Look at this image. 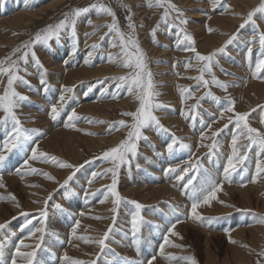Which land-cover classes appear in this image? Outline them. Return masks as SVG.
<instances>
[{
  "label": "rangeland",
  "instance_id": "1",
  "mask_svg": "<svg viewBox=\"0 0 264 264\" xmlns=\"http://www.w3.org/2000/svg\"><path fill=\"white\" fill-rule=\"evenodd\" d=\"M48 1L50 0H0V19L2 15L6 19L9 18L8 21L5 20L0 24V59L9 56L15 48L30 40L46 26L58 23L65 13H70L76 8H90L94 3H104L112 8L121 29L127 32L126 17L129 15V10L123 5H130L132 19L137 26L136 33L139 42L148 56L149 68L153 73L157 91L161 94L158 99L166 105L155 112L166 131L155 128L145 129L143 135L148 139L138 141L137 155L129 156L130 165H121L117 187L123 200L118 207V212L113 213V197L107 191V186L112 183V174L105 173L106 169L112 167V163L103 159L102 153L126 139L130 129L119 127V130H116L113 125L120 120H125L130 124L131 117L123 116L121 113L135 111L138 101L134 99L133 95L128 94L125 88H117V81L111 79L129 71L127 68L118 66L119 60L108 61L109 53L119 52L118 47H111L112 34L109 33L107 27H103V25L111 23L112 17L98 15L95 10H90L77 18L75 39L72 38L70 29H64L58 39L53 38L47 45H36L34 51L43 67L37 66L30 54L26 64L20 63V68L26 69V71H21L19 74L30 82L31 87L20 83H17L15 87L18 92L29 97L16 109L23 127L38 131L30 133L31 140L22 143L11 153H5L7 159L3 164L2 180L5 187L0 188V194L5 197L14 194L17 200L13 201L7 198L0 200V204L4 206L2 215L6 216L0 219V223L10 221L5 229L0 230L2 251L15 250L22 239L25 244L35 245L38 243L35 237H29V232L42 226L39 210L44 208V202L48 200V218L46 224L43 225L45 233L43 242L37 249L36 260L38 264L62 263L63 259L53 254H64L67 247V251L70 249L73 243L72 228L77 220H81L80 216H76V212L81 214L82 208H85L84 205L91 199L87 209L90 210L88 215L93 217V220L85 221L81 225L82 233L77 234L79 239L76 243L81 245L82 241L86 240L89 248L97 246L91 245L92 242L82 239V237L94 240L101 237L111 226L112 231L106 241L108 247L103 253L100 252L99 247L98 254L96 253L97 257L99 256V259L95 258L97 264H132L133 261H146L151 255L158 252V246L163 242L166 230L173 223L177 225V221L179 224L183 223L174 230L179 235H171L169 239L172 244L182 247L166 245V256L172 254L173 258L157 255L156 264H190L189 257H194L197 264H257L258 261L260 264H264V257L260 256L261 251H264V223L257 222L258 216L256 215H264V183L261 184L264 173L258 176L256 186L250 190L252 202L250 207H245L242 199L238 197L239 192L228 188L237 183L248 186V180L256 179V162L264 160V153L259 151L258 146L253 145L249 149L246 147L247 140L242 136L238 139L237 149L246 158L242 162L236 163V171L231 173V181H224L225 185L222 186V191L217 194L218 200L213 201L211 206L200 207L199 211L205 217L213 218L209 222L193 219L192 225L186 224L189 214L184 209L183 203L175 202L177 197L174 189H177L187 204L192 203L191 197L186 194L183 187L187 177L185 180H177L176 174H172L173 178L171 179L166 177L168 174L166 169L171 166L168 165L170 160L177 161L171 167L183 168L189 161L195 162L199 158L203 169H206L208 174L217 180L223 179L227 161L232 156V137L240 135L234 123H230L227 119L233 113H225V118L220 119V109L227 106L229 95L235 100V110L249 112V124L264 132V123H262L264 120V98L262 96L264 94V78H254L252 75L255 62L261 58L260 52H258L259 44L253 46L250 59L246 52V48L249 46L248 41L255 33V26L249 23L240 28V25L244 23L243 17H246L249 11L257 7L260 1L255 7L241 15L242 21L239 24L236 23L231 32L228 30L230 22L226 25L224 21H216L217 18L222 19L225 15L230 16L229 11L235 10L236 6L232 4L231 0H216L215 8L213 0H172L184 11L188 23L179 25L178 21L170 20L169 24L178 25L171 29L168 25L159 23L164 9L148 7L149 0H61L53 8L45 7L40 15L25 14L22 20L28 19L27 25L17 26L16 23L10 21L18 12L16 8L21 9L20 4L25 2V7L28 10H37ZM228 5H231V8H228ZM172 15L176 14L172 13ZM197 15H203V17L199 18ZM232 16L235 18L239 15L232 14ZM89 20L93 23L89 24ZM158 23L159 27L153 38L151 30ZM256 23L259 25V29L264 31V19H260L259 15L256 17ZM180 27H184L194 37L197 51L205 55L217 49L214 48L218 41L217 38L227 33L228 40L231 35L238 33L237 38L227 46L225 53L216 57L219 63L213 64V71L220 80L234 82L227 92L211 84L208 88L203 84L197 87L198 81L189 79V77L200 75L203 62H198L193 52L184 50V47L188 46L187 41L177 46L178 41L183 38L179 33ZM209 28L214 31L209 32ZM154 39L158 43H154ZM94 44L97 47L93 48ZM23 51L26 49L16 53L13 59L21 56ZM52 60L53 69L49 65ZM188 63H191L192 67H186ZM106 64L112 68L110 73L87 80L78 79L82 74L81 70L84 69L86 74L99 65ZM60 67L63 71L59 70ZM54 73L60 76L58 85L54 83L53 75L51 77L48 75ZM42 75L47 81L46 86L40 83ZM261 77H264V72L261 73ZM7 79L6 75L0 79V93L7 86ZM205 79L211 80V75L205 73ZM60 84L61 89L59 88ZM64 86L73 88V91L67 94L71 99L68 100L60 116L53 121L50 118V108L53 104H58L60 95L64 94L62 90ZM178 86L190 87L194 92V97L182 102ZM209 89L215 96L221 98L219 103L215 102L212 97L205 96ZM200 97H204V99L200 100ZM198 100L200 104L197 109L199 116L193 121L191 115H195V113H189L187 116L184 113H188L190 107ZM86 101L96 102V108L89 112L81 109ZM27 105L36 108L37 116L33 113L27 114L29 113L28 109H25ZM72 109L76 110L81 119L73 122L75 127L69 128L65 125ZM3 115V112H0V117ZM174 116L178 117V121L168 119V117ZM97 121H107V123H98ZM179 122L181 127H179ZM225 124L228 125L227 128L224 127ZM218 129H222V131L218 136L212 137V133ZM10 130L11 124L0 126L1 143L6 139V133ZM117 133L121 135L119 140L115 138ZM183 133H187L189 136L185 134L186 137ZM202 134L211 137V139L201 140ZM174 137L182 139L184 143L190 145V148H182L177 143L174 145L173 152L169 153L166 144L172 142ZM156 138L159 142L155 141ZM213 140L218 142L214 154L210 153L208 147L202 146L211 145ZM37 143L39 144L38 151L48 153L50 156L54 155L73 165H83V167H80L68 184L63 187L61 185L75 169L60 168L52 163L36 160L31 163L33 167L41 170L40 172L29 173V175L17 173L16 169L22 165L24 159L31 155V148L35 147ZM24 147L27 148L26 154L22 153ZM253 153L256 158L252 176L251 172L246 171V165ZM222 158L224 160L221 162ZM156 171H160L162 176L156 174ZM43 172L50 173L55 177V180L48 179L42 174ZM94 172L100 175L93 178ZM7 175L9 176L7 177ZM28 178H32L33 182L29 184ZM203 179V174L197 177L199 183H203ZM169 180H172V185L169 184ZM45 181H49L51 184L44 185ZM162 183L167 184V192L158 197L155 192L141 188L142 186H159ZM28 184L32 186L29 187ZM49 195H51V199H48ZM130 201H137L144 205V208L141 209L143 222L138 238L132 235L130 220L131 214L135 211V205ZM219 201L225 203L221 204ZM17 203L19 207L16 206ZM56 204L62 207L58 209L55 207ZM153 209L158 210L160 223L147 218V214L155 212ZM239 209H250L251 211H238ZM22 212L29 213V216L21 215ZM114 215L115 222L112 219ZM95 217L102 218L96 219ZM28 220H31L32 223L24 227ZM107 221H109L108 224H106ZM122 222H125V226L122 225ZM237 228H244V234L239 236L235 233ZM225 229H230L231 238L241 239L243 245L238 244L236 249L230 242L229 233ZM111 240H115L117 244L111 245ZM70 252L82 258L85 256V253L79 254L78 250L74 248ZM89 253H87V257L91 258ZM82 258L78 259L83 260ZM0 264H10V260H7V257L3 255L0 258Z\"/></svg>",
  "mask_w": 264,
  "mask_h": 264
},
{
  "label": "snow or ice",
  "instance_id": "2",
  "mask_svg": "<svg viewBox=\"0 0 264 264\" xmlns=\"http://www.w3.org/2000/svg\"><path fill=\"white\" fill-rule=\"evenodd\" d=\"M148 7H160L163 8V14L159 23H164L169 26V29L172 27H177L176 24H169L170 20L178 21L179 25H187L188 21L185 17L184 11L181 10L172 0H149ZM217 6L216 0H213V7ZM123 7L129 10V15L126 17L128 24V31L125 32L121 29L118 18L116 17L115 12L112 8L107 6L104 3H94L90 6V8H76L73 9L70 13H65L64 17L54 25H48L44 29L38 31L34 37L30 40L25 41L22 45L18 46L13 50V52L5 57L4 59H0V79L3 76H7V86L4 91L0 93V112H3V116L0 117V126H7L11 124L10 132L6 133V139L0 143V188L5 187L2 183L3 180V164L7 159L5 153H11L14 149H17L21 146L22 143L31 140L32 136L30 133L36 132V129H26L23 127L16 109L20 106L22 102H25L29 99L26 95L18 92L16 90L15 85L17 83L23 84L25 86L31 87L30 82L27 81L24 76L20 75L21 71H26V69L20 68V63H27L28 57L31 56L34 59V62L37 66L43 67L39 58L36 56L34 48L38 44L47 45L53 38H59L60 33L64 29L71 30L72 38H76V21L77 18L80 17L83 13H86L90 10H95L98 15H109L112 17V21L109 24L103 25V27H107L109 29V33L112 34L111 47L119 48L118 53H109L108 61L115 62L119 60V67L127 68L129 71L124 75H118L112 77L117 81V88H125L127 93L133 95L134 99L138 101V107L135 111H127L121 113L123 116L131 117V123L129 124L125 120H120L115 122L113 127L116 130H119V127H128L130 130L127 133V137L124 140H121L117 145L111 147L102 153V158L106 161H110L112 163V167L105 170V173L110 172L112 174V183L107 186L108 193L113 197L114 207L112 209L113 213L118 212V207L123 200V197L120 195L118 191V173L121 165L129 164L131 161L129 160V156L135 157L137 155L138 150V141L141 139L147 140L148 137L143 135L145 129L155 128L157 130H165L164 126L160 122V118L155 114V112L159 109L166 107L162 102L159 101L158 97L161 95L157 91L156 82L153 78V73L149 68L148 64V56L146 52L141 47L139 42L137 33H136V24L133 22L130 5H123ZM231 8V5L227 6ZM172 13L176 15L173 16ZM239 15L237 13H234ZM259 15L260 19H264V0H260V4L249 11L246 17H243L244 23L240 25V28L245 27V25L251 23L255 26V33L251 36L248 41L249 46L246 48L247 56L249 59L252 57L253 46L257 43L259 44L258 51L261 54V58H259L254 65V70L252 75L254 78H264L261 77V73L264 72V31L259 29V25L256 23V17ZM89 24L93 23L91 20L88 21ZM159 23L156 27H153L151 30V35L153 38L156 35L157 29L159 27ZM100 27V26H97ZM209 32L214 31V29L209 28ZM179 33L182 34V40L178 41V45L182 44L184 41L188 42V46L184 47L185 51H191L195 54V59L198 62H203V67L200 68V75L197 77H189V79H195L198 81L197 87L200 84H203L204 87L208 88L209 85H215L225 92L228 91V88L233 85L234 82L223 81L220 80L213 71V64H218L219 61L216 57L220 54L225 53L226 48L229 44H231L236 38L237 34H233L229 37V39L225 42L223 46L215 49L213 52L208 54H201L197 51L195 47L194 37L189 34L184 27L179 28ZM94 34V33H93ZM154 43H158L155 39ZM93 48L97 47V45H92ZM22 49H26L23 51L22 55L13 59V56H16V53H20ZM91 55V54H89ZM186 67H192L191 63H188ZM223 70V69H222ZM46 73V70H45ZM205 73L211 75V80L205 79ZM228 74V73H226ZM41 85H47V81L44 78V75L40 78ZM180 95L182 97V102L187 99L194 97V92L190 87L186 86H178ZM47 88L45 87V91ZM73 88L68 86L63 87V93L59 97L58 104H53L50 108V118L55 121L61 114V111L67 104L68 100L71 97L67 96L68 93H71ZM115 96V94H113ZM205 96L212 97L213 100L217 103L220 102L221 98L214 95L209 89L208 92L205 93ZM200 100L204 99V97H200ZM200 107L199 100L196 104H193L188 113H184L186 116L189 113H195V115H191V119L193 121L199 116V112L197 109ZM233 113V115L228 116L227 119L230 123H234L235 128L237 129L240 135H233L232 137V156L227 161V167L224 169V177L222 180H217L207 173L206 169H203V165L200 163L199 158L195 162L189 161L186 167L178 168V167H168L166 169L167 173L176 174L175 178L177 180H187L184 184V189L186 194L190 195L192 203L189 209V215L192 219L200 222H209L211 217H205L200 211V207L207 205L211 206L213 201L218 200V193L222 191V186L224 181H231V173L236 171V163L242 162L246 156L241 155L237 149V141L241 138V136L248 141L246 145L247 148H251L253 145L258 146L259 151L264 153V132H261L259 129L252 127L248 122V117L250 116L249 112H238L235 110V100L231 98L229 95L227 97V106L222 107L220 109V119L225 118V113ZM81 119L75 109H72L71 113L67 117L66 127L73 128L75 127L74 121ZM91 122V119H89ZM98 123H107V121H97ZM264 123V120H262ZM210 127V126H209ZM225 128L228 127L227 124L224 125ZM222 129H218L216 132L212 133V137L218 136L219 132ZM90 135H94L95 133H88ZM211 139V137H206L202 134L201 140ZM179 143L182 148H190V145L183 142L182 139L174 137L172 142L166 144L167 151L172 153L174 150V145ZM208 147L210 149V153L214 154V150L218 147V142L213 140L211 145H202ZM39 144L37 143L35 147L31 148V155L23 160L21 168H17V173L20 174H35L40 172L41 170L32 166V161L42 160L45 163H52L60 168H72L75 169L73 173L63 182V185H67L68 182L75 175V172L79 170L83 165L77 166L73 165L67 161L61 160L59 157L50 156L48 153L38 151ZM23 169V171H22ZM203 170V172H202ZM261 173H264V160L258 161L256 164V175L259 176ZM48 179L55 180V177L50 173L43 172ZM203 174V183H199L197 181V177ZM100 175L99 173H93L92 177ZM250 182L255 183L256 180L253 179ZM91 180L89 181V184ZM35 186V185H33ZM87 195V193H86ZM11 199L16 201L17 198L14 194H9L8 197H5L3 194H0V200ZM51 199V195L49 198ZM221 204H224V201H219ZM130 203L135 205V211L131 214V230L133 237H137L141 230V223L143 222V216L141 215V209L144 208V205L140 204L137 201H130ZM48 200L44 202V208L39 210V215L41 217V227H37L34 230L29 232V237H35L38 241L35 245L25 244L24 240H20L19 244L15 248V255L11 258V264H17L18 259L22 262V264H38L36 260V252L37 249L40 248L41 243L43 242L45 227L43 225L46 224L48 218L47 211ZM19 207V204L16 205ZM228 207H235L234 205H227ZM56 208H61L62 206L59 204L55 205ZM175 210V209H174ZM238 211L250 212V209H239ZM21 215L27 217L29 213L22 212ZM83 215V213H81ZM258 216L259 223H264V215L256 214ZM96 219H101L102 217H95ZM115 215L112 217L113 222H115ZM15 219V217H13ZM179 221H177L178 223ZM10 221H6L4 223H0V230H3L7 227ZM32 221L28 220L24 227L27 224H31ZM80 226V221L77 220L75 222L74 227L72 228V235L76 236V230ZM176 224L173 223L166 230V234L163 236V242L158 246V252L150 256L146 261H133L132 264H154L157 259V255L166 258H173L172 254H165V246L172 244V241L169 239L171 235H179L175 230ZM112 231V227L110 226L108 231L104 232L103 235L99 238L92 240L91 238H83L87 239L89 242H93L99 245L100 252L103 253L104 250L108 247L106 241L109 238V233ZM226 232L229 233V240L231 243H236L235 240L231 238V230L225 229ZM39 234V235H37ZM175 247H182L180 245H174ZM21 248H31V251H21ZM3 244L0 243V258L3 257ZM261 257H264V251L260 253ZM99 259V256L97 257ZM190 264H197V261L194 257H189ZM64 264H97L96 260L92 261H83L79 259H74L68 256L67 253H64L63 256ZM257 264H260L258 261Z\"/></svg>",
  "mask_w": 264,
  "mask_h": 264
},
{
  "label": "bare ground",
  "instance_id": "3",
  "mask_svg": "<svg viewBox=\"0 0 264 264\" xmlns=\"http://www.w3.org/2000/svg\"><path fill=\"white\" fill-rule=\"evenodd\" d=\"M61 0H50V1H48V3H46L45 5H43V6H41V7H38L37 8V10H28L27 9V7H25V2L23 3V4H20V6H21V9H19V7L18 8H16V10H18V12L16 13V15L15 16H13L12 17V19L10 20L12 23H16L17 24V26H19V25H24V24H26V23H28L29 22V20L28 19H24V20H22L23 18L22 17H24V15L25 14H28V13H31L32 14V16H34V14H39L40 15V12H43L44 10H45V7H47V8H53V7H55V5L58 3V2H60ZM258 1H260V0H231V2H232V4H234L236 7L234 8L235 10H231V11H229V13H230V16H224L222 19L221 18H217L216 19V21H224L225 22V24L227 25L229 22V26H230V28L228 29L229 30V32H231L232 31V28L234 27V25L237 23V24H239L241 21H242V18H241V15H243V14H245L246 12H248L250 9H252L253 7H255L256 6V4H257V2ZM59 4V3H58ZM13 6V5H12ZM28 7L29 8H31L29 5H28ZM234 13H237V14H239V16H237V17H235V18H233V16H232V14H234ZM197 17H199V18H202L203 17V15H197ZM104 19V18H103ZM230 19H231V21H230ZM5 20L6 21H8L9 20V18H7L6 19V17H4L3 15L1 16V19H0V24L1 23H3V22H5ZM233 21V22H232ZM232 22V23H231ZM27 25V24H26ZM224 27V26H223ZM248 33V32H247ZM200 36V35H199ZM211 37V36H210ZM227 38H228V34L226 33V35H223V36H221V37H219V38H217V43L214 45V48H219L226 40H227ZM213 43V42H212ZM234 53H235V51H233ZM237 52V51H236ZM259 52V51H258ZM236 54V53H235ZM261 55V54H260ZM53 62V60L52 61H50V68L51 69H53V66H54V64L52 63ZM64 64H66L65 62H64ZM112 65V64H111ZM58 69L56 68V71H57ZM59 70H61V71H63V69L60 67L59 68ZM111 70H112V68H111V66L110 65H99V67H97V68H95V69H92L90 72H88V73H84V69L83 70H81L82 71V74H80V76L78 77V79L79 80H82V79H84V80H87L88 78H96L97 76H103V75H105L106 73H110L111 72ZM55 71V72H56ZM167 71V70H166ZM114 72V71H113ZM50 77H51V75H53V77H54V79H53V81H54V83L56 84V85H58L59 84V80H60V76H58V75H56L55 73L54 74H48ZM108 75V74H107ZM239 76V75H238ZM45 77H46V75H45ZM237 81H239V80H237ZM253 84V83H252ZM251 84V85H252ZM255 84H258V83H255ZM59 88L61 89V84H60V86H59ZM63 90V89H62ZM264 91V90H263ZM59 92H60V90H59ZM99 93H100V91H99ZM263 96V98H264V94L262 95ZM85 101V100H84ZM59 102V101H58ZM97 103H99V102H97ZM84 105L82 106V108L81 109H85L87 112H89V111H91L92 109H94V108H96L95 107V105H96V102H94L93 101V103L92 102H89V101H86L85 103H83ZM262 106V105H261ZM30 107H32V108H30ZM28 110H27V109ZM25 109L27 110V112H29V113H27V114H30V113H33V114H35V112H36V108H34V106H30V105H27L26 107H25ZM80 109V108H79ZM36 116H37V114H35ZM168 119H171V120H173V121H178V117L177 116H174V117H168ZM179 127H181V124H180V122H179ZM183 131V130H182ZM189 131V130H188ZM184 132V131H183ZM184 134V133H183ZM185 134H187V133H185ZM184 134V135H185ZM190 134V133H189ZM188 135V134H187ZM186 136V135H185ZM189 136V135H188ZM187 137V136H186ZM115 138L117 139V140H119L120 138H121V135L119 134V133H117V135L115 136ZM190 138H191V136H190ZM154 140V139H153ZM1 141V140H0ZM155 141L156 142H159L158 141V138H156L155 139ZM154 141V142H155ZM1 143V142H0ZM26 147H24V151L22 152V153H25L26 154ZM221 156V155H220ZM219 156V157H220ZM225 157V156H224ZM230 157V156H229ZM218 158V157H217ZM255 158H256V155H255V153H253L252 154V156H251V158H250V160H249V163L246 165V171H248V172H251V174H252V176H253V171H254V169H255ZM264 158V157H263ZM220 159V158H219ZM224 160V158H222L220 161L222 162ZM262 161V160H261ZM175 162H177V161H175ZM174 162V160H170L169 161V166L171 165V166H173L172 164H174L175 163ZM257 163V162H256ZM22 166V165H21ZM21 166L19 167V168H21ZM3 167V166H2ZM4 168V167H3ZM6 168V167H5ZM4 170V169H3ZM22 171H23V169H22ZM246 171H245V175H246ZM17 172V171H16ZM156 174H158V175H160V176H162V173L160 172V171H156ZM168 174H170V173H168ZM167 174V175H168ZM29 175V174H28ZM166 175V177L168 178V179H171V178H173V175L172 174H170V175H168L167 176ZM218 175H220V174H218ZM9 175H7V177H8ZM220 176H222V175H220ZM251 176V177H252ZM251 177L249 178L250 180H251ZM257 179H258V176L256 177V182H257ZM28 180V183L30 184V183H32L33 181H31V180H33L32 178H28L27 179ZM172 180H169L168 182H169V184H171L172 182H171ZM261 181H262V183L261 184H263L264 183V177L261 179ZM248 182H249V185L248 186H243V185H238L239 183H237L236 185H233V186H231V185H229V186H231V187H228V188H230V190H232V191H236V192H239V194H238V197L240 198V199H242V201H243V204L244 205H246L245 207H250V206H252V202H251V196H250V190H251V188H253V187H255L256 186V182L255 183H251L249 180H248ZM174 184H175V182H173ZM28 184V185H29ZM51 183H49V181H45L44 182V185H50ZM22 185V184H21ZM172 185V184H171ZM223 185H225V184H223ZM32 185H29V187H31ZM181 186V185H180ZM22 187L24 188V186L22 185ZM141 188H143V189H146V190H148V191H153V192H155L156 193V197H158V196H162L163 194H165L167 191H166V188H167V184H164V183H162L161 185H159V186H154V187H147V186H142ZM180 188V187H179ZM157 192H159V194H157ZM174 193H175V195H176V201L175 202H179V203H183L184 205H185V207H184V209H186L187 210V213H189V209H190V206H191V203H189V204H187L186 202H185V199H183L181 196H180V194L177 192V189H174ZM92 195V194H91ZM88 196V195H87ZM190 196V195H189ZM188 199V198H187ZM186 199V200H187ZM146 201H148V199H145ZM90 201H91V199L84 205L85 206V208H82V212L81 213H83V215H81V214H78L77 212H76V216H80V218L79 219H81L80 220V226H79V228H77V230H76V236H73L72 235V241H73V243H72V245L70 246V249L67 251V249H68V247L66 248V251H64V253H67L68 254V256L69 257H71V258H74V259H78V258H82V257H79V255H76V254H73V253H71L70 252V250L71 249H76V250H78V253L79 254H84L85 253V256H83V261H87V259H89V261H92V260H95V258L97 257V255H96V253L98 252V248H99V245L98 244H93V242L91 243V245H97V246H94V247H91V248H89L88 247V244L85 242V241H82V243H81V245H79V244H77L76 243V241L79 239L78 238V236H77V234H80V233H82V230H81V225L85 222V221H88V220H93V217H91V216H89L88 215V213L90 212V210H88L87 209V206L89 205V203H90ZM156 202H158V201H156ZM155 202V203H156ZM175 204H177V203H175ZM3 205L2 204H0V219L1 218H5L6 216H4V215H2V211H3ZM159 208V207H158ZM161 208V207H160ZM232 209H234V208H232ZM264 209V208H263ZM153 210H155V212L154 213H149V214H147V218L149 219V220H152L153 222H159L160 223V218H159V216H158V210L157 209H153ZM9 215H10V213H9ZM86 215H88V216H86ZM193 221V219L190 217V215L187 217V223L186 224H189V225H192V223H194V222H192ZM109 223V221H107V223L106 224H108ZM181 224H183V223H177V225H176V227L175 228H177V227H179ZM122 225H124L125 226V222H122ZM235 233H237L239 236L240 235H243L244 234V228H237L236 229V232ZM71 234H72V231H71ZM92 239V238H91ZM233 240H235L236 241V243H232V245L236 248L237 247V245L238 244H241V245H243L242 244V241H241V239L240 240H237V239H233ZM90 244V243H89ZM110 244L111 245H115V244H117L116 242H115V240H111L110 241ZM118 246V245H117ZM116 247V246H115ZM237 249V248H236ZM32 249H29V250H26L25 248H21V251H31ZM4 251V250H3ZM240 251V250H239ZM238 251V252H239ZM62 252V251H61ZM90 252V253H89ZM87 253H89L90 255H91V258H89V257H87ZM98 254V253H97ZM3 255L5 256V257H7V260L9 259L10 260V264H11V258L15 255V250H13V249H11V250H8V251H4L3 252ZM53 255H55V256H58V257H60V258H62L63 259V256H64V254H59V255H57V254H53ZM73 256V257H72ZM52 262V261H51ZM17 264H22V262L18 259V261H17ZM54 264H58L57 262H55ZM60 264H64V262L62 261V263H60ZM127 264V263H126ZM154 264H156V261L154 262ZM158 264V263H157Z\"/></svg>",
  "mask_w": 264,
  "mask_h": 264
}]
</instances>
